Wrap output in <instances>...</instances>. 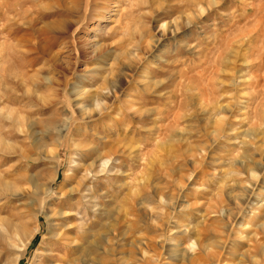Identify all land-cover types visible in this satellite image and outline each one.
I'll use <instances>...</instances> for the list:
<instances>
[{
	"label": "rangeland",
	"instance_id": "rangeland-1",
	"mask_svg": "<svg viewBox=\"0 0 264 264\" xmlns=\"http://www.w3.org/2000/svg\"><path fill=\"white\" fill-rule=\"evenodd\" d=\"M21 254L264 264V0H0V264Z\"/></svg>",
	"mask_w": 264,
	"mask_h": 264
},
{
	"label": "bare ground",
	"instance_id": "bare-ground-1",
	"mask_svg": "<svg viewBox=\"0 0 264 264\" xmlns=\"http://www.w3.org/2000/svg\"><path fill=\"white\" fill-rule=\"evenodd\" d=\"M100 19V18H99ZM101 20V19H100ZM177 29V28H176ZM9 238V237H8ZM11 239V238H10ZM22 255L23 254H21V255H18L17 257H15L14 259H12V260H9L7 263H5V264H17V262H18V260L22 257ZM8 257V256H7Z\"/></svg>",
	"mask_w": 264,
	"mask_h": 264
}]
</instances>
